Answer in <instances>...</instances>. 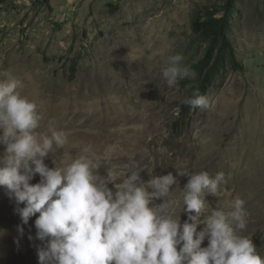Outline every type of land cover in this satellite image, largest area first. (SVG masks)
<instances>
[{
  "label": "rangeland",
  "instance_id": "1",
  "mask_svg": "<svg viewBox=\"0 0 264 264\" xmlns=\"http://www.w3.org/2000/svg\"><path fill=\"white\" fill-rule=\"evenodd\" d=\"M213 9L225 19L232 48L216 44L221 60L205 95L211 106L185 111L211 41L194 22ZM177 53L195 79L169 87L162 68ZM232 53L241 69L232 66ZM8 76L38 103L41 131L68 133L53 157L58 162L89 148L101 157L98 173H110L116 185L128 171L142 169L144 181L172 173L175 197L188 179L180 173L222 172L225 190L205 196L209 209L197 230L212 209L240 197L249 213L242 235L264 257V0H0V80ZM45 163L54 166L51 154ZM16 208L0 186V264H39V214L24 224ZM186 220L181 212V224Z\"/></svg>",
  "mask_w": 264,
  "mask_h": 264
},
{
  "label": "clouds",
  "instance_id": "2",
  "mask_svg": "<svg viewBox=\"0 0 264 264\" xmlns=\"http://www.w3.org/2000/svg\"><path fill=\"white\" fill-rule=\"evenodd\" d=\"M183 60L177 53L165 61L162 76L169 87L195 79ZM22 87L12 76L0 80V186L24 224L39 214L34 222L35 239L44 245L37 246L39 264H264L252 239L242 235L249 215L244 199L212 209L197 230L201 213L209 209L205 196L225 190L222 172L180 173L188 179L175 197L179 180L172 173L144 181L142 169L128 171L116 185L110 173H98L101 157L89 148L70 163L58 162L53 157L68 143V133L41 131L38 103L21 95ZM183 103L193 109L211 106L199 90ZM50 154L53 167L45 163ZM37 174L39 181L31 183ZM154 199L162 202L150 206ZM181 212L187 213L183 224Z\"/></svg>",
  "mask_w": 264,
  "mask_h": 264
},
{
  "label": "trees",
  "instance_id": "3",
  "mask_svg": "<svg viewBox=\"0 0 264 264\" xmlns=\"http://www.w3.org/2000/svg\"><path fill=\"white\" fill-rule=\"evenodd\" d=\"M45 2L48 3L49 0H45ZM216 13L217 10L213 9L209 12L208 19L204 21L197 20L194 22V28L197 31H200L203 34L210 36L211 38L205 56L198 63V67L201 72V77L195 82V90H199L200 94L202 95H206L211 85L215 70L217 69L221 60V52L217 53V55L215 54L216 44L220 43V49L232 48L231 40L224 33L225 19L222 17H217ZM231 58L232 66L234 68L241 69L242 65L237 61L234 53L231 54ZM76 69L77 67L74 64L72 67L73 74L71 77L74 76V72L76 71ZM183 108L185 111H187L190 106L183 104ZM178 126L179 122L173 123L174 128H177Z\"/></svg>",
  "mask_w": 264,
  "mask_h": 264
}]
</instances>
